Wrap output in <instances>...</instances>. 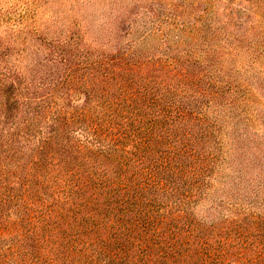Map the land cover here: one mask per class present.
I'll list each match as a JSON object with an SVG mask.
<instances>
[{"label":"trees","instance_id":"obj_1","mask_svg":"<svg viewBox=\"0 0 264 264\" xmlns=\"http://www.w3.org/2000/svg\"><path fill=\"white\" fill-rule=\"evenodd\" d=\"M181 1L200 13L185 22L172 10L164 25L174 36L158 39L190 58L179 65L195 66L183 81L126 74L123 65L156 62L126 30L116 51L75 69L110 84L97 88L95 105L87 94L74 105L52 98L45 120L36 103L8 135L22 79L6 87L0 264H264V83L256 60L238 57L244 48L264 53V36L245 34L256 23L248 14L237 13L236 30L231 15L213 18L221 0ZM18 138L36 147L15 150Z\"/></svg>","mask_w":264,"mask_h":264},{"label":"rangeland","instance_id":"obj_2","mask_svg":"<svg viewBox=\"0 0 264 264\" xmlns=\"http://www.w3.org/2000/svg\"><path fill=\"white\" fill-rule=\"evenodd\" d=\"M186 1L194 4L197 2ZM221 2L219 8H215L213 18L218 16L222 21L226 19L228 23L231 15L228 26L236 30L244 29L236 22L238 14L242 15V19H247L248 14L256 23L252 24V31L246 30L245 34L250 36L257 33V36H264V0ZM172 10L182 12L185 22H192L191 16L195 17L197 11L181 0H0V119L3 113L7 114V104L12 100L13 95L6 91L12 80L22 79L18 80L16 85L21 87L20 91L24 96L18 101L17 117L5 119L8 123L4 129L8 131V135L15 129L18 120H27L33 116L32 106L36 103L40 105L37 106L39 112H46L45 120L49 118L46 106L52 98L64 99L74 105L81 104L87 94L92 99L90 105H95V100L99 99L97 88H100L99 92L102 93L110 84L101 81L99 72L89 73L75 69L81 66L86 58L93 59L101 52L116 51L122 42L126 41V37L121 36L126 30L132 32L130 36L133 43L142 47L156 60L154 63L138 61L131 66L130 63L123 65L126 74L131 73L136 78H151L150 75L155 73L157 79L158 76L165 79L170 76L168 80L172 82L185 80L184 70L189 68L196 71L195 66L179 65H186L189 62L186 58L189 57L177 49L167 50L164 43L158 39L160 34L167 31L169 36H174L176 29L168 30L164 25L165 16L170 15ZM148 17L151 20H148ZM133 20L132 28H128V22ZM227 23L224 21L210 26L220 28ZM149 29L154 32H148ZM215 36L220 37L221 34ZM250 40L254 42V39ZM222 51L229 52L231 48L224 46ZM248 52L244 48L240 50L238 57L246 62L256 60L259 80L264 83V63L257 60L263 59L264 53ZM196 55L204 61L207 59L204 51L198 50ZM174 67L176 68L173 70ZM101 69H104V66ZM4 74L9 75L10 79H5ZM197 77L202 78L200 73ZM205 81L206 77H203L200 84L204 86ZM261 99L257 108L263 110L264 98ZM88 114L93 115V118L95 116L94 112ZM33 140L35 139L24 141L18 138L11 143L13 149H22L25 152L33 143L36 147L37 143ZM0 142V159L4 161L8 159L3 156L6 142ZM30 151L29 149L27 154ZM26 158L23 154L21 162ZM252 173L254 174L253 170ZM231 174L229 168H224L221 172L225 179L230 178ZM246 185L248 186V183Z\"/></svg>","mask_w":264,"mask_h":264}]
</instances>
